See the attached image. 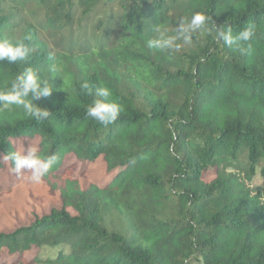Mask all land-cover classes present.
Segmentation results:
<instances>
[{"label": "trees", "instance_id": "16d2710c", "mask_svg": "<svg viewBox=\"0 0 264 264\" xmlns=\"http://www.w3.org/2000/svg\"><path fill=\"white\" fill-rule=\"evenodd\" d=\"M197 12L233 35L251 26L245 54L211 22L178 52L148 48L157 25L173 34ZM25 36L32 51L0 62V89L30 67L54 86L36 101L52 113L0 111V163L14 138L38 137L62 204L0 231V264H264V0H0V38ZM99 87L122 109L108 125L86 114ZM68 153L115 175L83 187Z\"/></svg>", "mask_w": 264, "mask_h": 264}, {"label": "clouds", "instance_id": "9594fccd", "mask_svg": "<svg viewBox=\"0 0 264 264\" xmlns=\"http://www.w3.org/2000/svg\"><path fill=\"white\" fill-rule=\"evenodd\" d=\"M209 22L212 23L215 29V39L223 41L224 44L238 49L241 54H245L246 49L243 45L253 35L251 26L233 35L231 26L217 27L212 17L199 12L194 13L190 19L182 17L177 26L172 29L173 34H169V31L162 25H157L153 29L155 35L148 39L147 46L150 49L161 52H178L183 45L192 43L194 34L213 31L212 28L208 27ZM27 39H30V36H25L15 42L0 38V62L6 61L9 64H15L26 61L32 51L25 43ZM54 70V67L50 69V71ZM53 87L49 79L43 78L40 73L30 67L25 68L24 71L15 75L10 87L0 89V111L16 106L35 121L47 120L52 112L47 107H42L36 103V101L42 97L50 96ZM81 89L87 90L89 94L92 92L87 83L82 84ZM110 96L111 92L108 88H97L93 103L87 107V116L103 125L114 123L122 109L121 105L109 100ZM2 160L5 163L10 162L11 171L17 176L30 173L26 178L32 182L39 183L42 178L49 174L58 157L56 155H50L46 158L42 157L38 146L29 145L26 150L23 146L19 149L15 148L7 151L3 155Z\"/></svg>", "mask_w": 264, "mask_h": 264}, {"label": "rangeland", "instance_id": "374dc122", "mask_svg": "<svg viewBox=\"0 0 264 264\" xmlns=\"http://www.w3.org/2000/svg\"><path fill=\"white\" fill-rule=\"evenodd\" d=\"M17 148L24 146L25 150L29 145L38 144V137L14 138ZM76 163L74 176H76L83 187L91 183L105 185L115 175L116 171H108L106 163L102 156L93 160H78L74 153L65 155L62 168ZM30 173L17 176L11 171L9 163H0V231H10L16 227L28 224L35 219L37 215L48 213L53 207H59L62 204L59 191L52 192L49 185L42 179L39 183L32 182L26 178ZM209 179L213 172L204 174ZM262 178L256 174L252 180L253 185L260 184ZM71 211L74 212L73 209ZM62 248V245L56 247L45 246L40 254L43 257L54 256ZM3 259H0V263Z\"/></svg>", "mask_w": 264, "mask_h": 264}]
</instances>
